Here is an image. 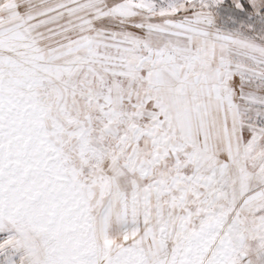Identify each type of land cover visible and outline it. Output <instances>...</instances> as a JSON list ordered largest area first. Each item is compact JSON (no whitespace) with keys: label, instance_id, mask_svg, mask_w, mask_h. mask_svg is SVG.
<instances>
[{"label":"snow or ice","instance_id":"6c2138e0","mask_svg":"<svg viewBox=\"0 0 264 264\" xmlns=\"http://www.w3.org/2000/svg\"><path fill=\"white\" fill-rule=\"evenodd\" d=\"M0 264H264V0H0Z\"/></svg>","mask_w":264,"mask_h":264}]
</instances>
